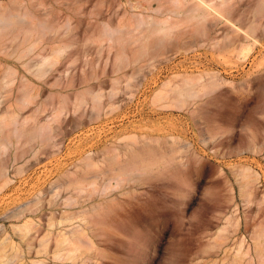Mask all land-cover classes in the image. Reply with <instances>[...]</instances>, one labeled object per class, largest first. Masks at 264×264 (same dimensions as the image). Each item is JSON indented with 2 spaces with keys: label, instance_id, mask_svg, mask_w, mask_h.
<instances>
[{
  "label": "rangeland",
  "instance_id": "rangeland-1",
  "mask_svg": "<svg viewBox=\"0 0 264 264\" xmlns=\"http://www.w3.org/2000/svg\"><path fill=\"white\" fill-rule=\"evenodd\" d=\"M18 3L57 27L44 35L43 53L51 37L70 46L41 78L38 55L28 69L18 64L39 93L22 111L35 117L26 127L50 124L0 156L10 179H0V237L21 251L14 264L43 258L39 240L52 246L68 229L48 225L62 212L48 202L55 176L80 153L127 144L137 161L151 150L156 167L109 202L128 218L120 231L108 228L117 233L108 264H264V243L258 252L252 239L264 233V0H229L224 16L199 0H0ZM135 19L139 29L109 39ZM167 19L170 34L158 30ZM6 60L0 55V74ZM244 169L258 176L248 195ZM26 219L38 232L22 240L15 228Z\"/></svg>",
  "mask_w": 264,
  "mask_h": 264
},
{
  "label": "bare ground",
  "instance_id": "bare-ground-1",
  "mask_svg": "<svg viewBox=\"0 0 264 264\" xmlns=\"http://www.w3.org/2000/svg\"><path fill=\"white\" fill-rule=\"evenodd\" d=\"M177 1L175 0V2ZM199 1L222 16H224L225 7L229 2V0ZM51 21L39 18L28 5L22 3L0 4V55L11 59L1 63L5 69L0 74V98L4 97V100H0V156L14 144L15 138L16 140H20L24 136L28 139L41 138V131L50 124L49 122L46 125L37 123L31 130L26 127L28 122L35 117H25L22 111L35 102L39 93L33 85V79L24 73L19 75L21 70L18 64L21 63L24 68L28 69L27 59L32 55H38L40 59L36 66L39 71L35 73L37 78L46 74L40 70L42 66L57 64L61 53L70 46L69 44L62 45L57 42L56 37H51L48 46H43L46 52L43 53L39 49L44 41V35L48 31L54 33L58 31L57 27L51 26ZM142 23L141 19H135L123 26L119 24L108 33V37L110 40H119L118 34L122 30L126 28L135 31L141 27ZM164 23L165 25L158 30L170 34L168 32L173 31L174 23L169 19ZM18 81H20L19 85ZM167 85L168 82L164 83L165 87ZM16 88H20L18 95L14 93ZM89 93L92 94V92ZM161 94L159 93L158 96ZM102 96L99 93L94 94L95 100H100ZM2 103H5L4 107H2ZM60 114V108L53 110L50 114L52 115L50 121H56ZM129 147L130 144H127L123 149L113 147L92 153L88 150L80 153L76 162L72 164V170L62 171L50 182V191L53 194L48 201L49 205L50 207L60 206L62 212L58 214L52 212L48 218V225L57 227L64 224V228L68 229L56 239L52 246L49 245L48 239H40L37 254L42 255L43 258L34 260L32 264H108L105 260L106 252L111 249L109 243H114L117 234L108 228L120 231L118 224L125 222L128 218L127 213L116 211L109 202H115L117 195L125 194L126 183L135 180L137 172H151L156 167L151 150H149L150 157L143 156L140 161H137L135 159L138 156L129 157ZM18 160L19 155L17 154L14 162ZM7 162L3 158L0 159V179L6 177L4 186L10 180L6 175L9 168ZM17 170L20 171L21 167H18ZM241 175L244 180L242 191L248 195L252 192L250 184L258 179L257 173H253L250 169H244ZM19 214L23 213L18 212L14 216ZM15 229L22 240L38 232L36 222L32 219L24 220ZM252 239L256 250L261 252L260 246L261 243H264V233L256 231L252 234ZM6 240L7 237H0V264H14L17 260L19 261L21 251L17 250V246L12 240L8 243ZM249 254L248 248L243 256ZM47 259H51L52 262H47Z\"/></svg>",
  "mask_w": 264,
  "mask_h": 264
}]
</instances>
